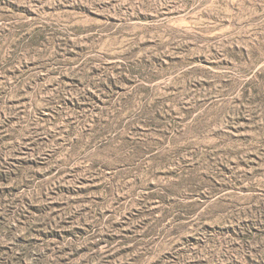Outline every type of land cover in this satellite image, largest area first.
I'll use <instances>...</instances> for the list:
<instances>
[{
  "label": "rangeland",
  "instance_id": "obj_1",
  "mask_svg": "<svg viewBox=\"0 0 264 264\" xmlns=\"http://www.w3.org/2000/svg\"><path fill=\"white\" fill-rule=\"evenodd\" d=\"M0 264H264V0H0Z\"/></svg>",
  "mask_w": 264,
  "mask_h": 264
}]
</instances>
